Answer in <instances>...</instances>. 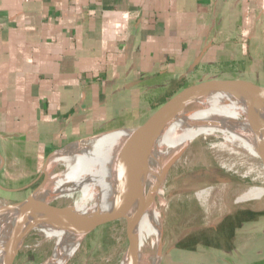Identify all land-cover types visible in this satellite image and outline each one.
I'll list each match as a JSON object with an SVG mask.
<instances>
[{
	"label": "crops",
	"instance_id": "0c3cea01",
	"mask_svg": "<svg viewBox=\"0 0 264 264\" xmlns=\"http://www.w3.org/2000/svg\"><path fill=\"white\" fill-rule=\"evenodd\" d=\"M212 78L264 86V0H0V192Z\"/></svg>",
	"mask_w": 264,
	"mask_h": 264
},
{
	"label": "bare ground",
	"instance_id": "6f19581e",
	"mask_svg": "<svg viewBox=\"0 0 264 264\" xmlns=\"http://www.w3.org/2000/svg\"><path fill=\"white\" fill-rule=\"evenodd\" d=\"M245 90V86L229 89L236 94ZM248 115L257 129L254 140ZM163 124L166 125L159 130L154 140L151 141L149 136L144 141L147 145L152 143L149 145L152 146L149 158L144 157L145 148L139 155L140 184L132 207V225L137 232V249L132 261L127 264L159 263V242L162 234L160 206L164 202L160 199L157 203L154 201L149 204V197L153 187L163 181L171 160L180 155L194 138H221L211 144L212 150L214 148L217 152L231 154L243 167L242 175L252 174V179L262 183L259 186L242 188L236 201L259 198L264 193V170L261 163L256 164L259 154L264 156V106L243 105L222 95L197 98L191 93L167 112ZM127 132V129L109 131L75 141L53 153L44 168L47 178L35 198L48 203L52 199H70L71 202L66 205L80 213L104 209L110 202L117 183L116 155ZM57 163L63 164L65 170L55 174L52 169ZM160 191L161 185L158 186L156 194ZM209 192L198 191L197 197L204 198ZM74 193L77 194L75 198L72 197ZM5 203H0V207ZM33 217L45 226L37 230L40 235L38 243L43 244L49 240L52 247L50 253L65 252L64 256L56 257L48 264H65L67 257L73 254L75 246L72 242L78 235L79 224L63 221L46 212H36ZM3 231L5 233L2 241L6 242L5 248H0V253L3 251L0 264H4L14 250L23 247V240L30 232L28 228H23L12 220L7 222V230Z\"/></svg>",
	"mask_w": 264,
	"mask_h": 264
},
{
	"label": "rangeland",
	"instance_id": "374dc122",
	"mask_svg": "<svg viewBox=\"0 0 264 264\" xmlns=\"http://www.w3.org/2000/svg\"><path fill=\"white\" fill-rule=\"evenodd\" d=\"M217 140L221 138H194L173 159L160 184L161 191L154 199L155 203L160 199L164 202L160 206L162 245L158 264H264V214L242 223L229 236L213 230L228 212H264V193L259 198L236 201L246 186L262 183L252 179V174L242 175L243 167L231 154L212 150L211 144ZM52 154L44 159L46 164ZM256 164H260L259 160ZM258 169L261 171L260 167ZM64 170L61 163L52 169L55 174ZM207 170H211V175L204 173ZM42 178L40 175L34 185L17 193L0 192V203L23 199ZM198 191L210 192L206 198H198ZM76 195L74 193L72 197ZM70 202V199L50 201L60 206ZM37 230H31L24 238L23 247L12 264H37L50 254V241L38 243L40 235ZM126 246L125 220L120 218L90 233L67 257L65 264H120Z\"/></svg>",
	"mask_w": 264,
	"mask_h": 264
},
{
	"label": "water",
	"instance_id": "95a60500",
	"mask_svg": "<svg viewBox=\"0 0 264 264\" xmlns=\"http://www.w3.org/2000/svg\"><path fill=\"white\" fill-rule=\"evenodd\" d=\"M235 86H245L246 90L239 94L230 92L229 89ZM191 93L195 94L197 98H207L209 96L222 95L228 96L229 98L238 101L243 105H255L257 107L264 106V86L248 80L236 78H212L184 86L183 88L176 91L173 95L168 97L155 110H153L142 123L133 128H127V135L124 141L122 142L120 148L118 149L116 155L115 164L118 170L117 183L113 191L112 198L104 209H94L87 213H80L72 210L69 205L60 206L42 200H37L35 198V195L39 191L46 178V173L44 169L46 165L45 161L40 172V175H42L43 177L42 180L23 199L5 203L0 207V248H5L4 246L6 241H2V237L5 233L3 230H7V222L9 220L21 224L23 228H28V230L30 231L44 228V224L33 217L36 212H46L58 217L63 221L78 223V235L76 239L72 242L75 246L74 250L77 248V246L82 240H84L90 233H92L100 226L110 221L124 218L127 246L125 253L120 260V264L130 263L137 249V232L134 231L132 225V207L139 191L140 152L142 149L145 148V151H143L144 157L148 156L149 158V156L151 155L150 150L152 149V146L149 145H152V143L147 145L144 144V141L149 136L151 141L154 140L159 130L166 125L163 123L167 112L175 108L180 99L184 98L185 96ZM248 118L250 119V123L253 128L252 133L254 134L251 133L253 139L254 137H257V129L254 121L249 115ZM152 132L154 133L152 134ZM151 136L154 137L151 139ZM60 150L61 149H58L51 153H55ZM259 157V161L262 164L264 170V156L259 154ZM1 158L2 157L0 155V159ZM172 161L173 159L171 160L167 169L170 167ZM222 179L224 181L228 180L226 178ZM159 184L160 182L153 187L149 197V204L154 202L156 190ZM0 187L2 186L0 185ZM26 188H28V186H25L19 190L22 191ZM161 245L162 241L160 240L159 250H161ZM18 251L19 249L14 250L12 254L8 257V259L4 261V264H12ZM2 255L3 251L2 253H0V256ZM64 255V251H61L58 254L50 253L44 260L37 264H48L52 262L53 259H56V257L58 258Z\"/></svg>",
	"mask_w": 264,
	"mask_h": 264
},
{
	"label": "trees",
	"instance_id": "16d2710c",
	"mask_svg": "<svg viewBox=\"0 0 264 264\" xmlns=\"http://www.w3.org/2000/svg\"><path fill=\"white\" fill-rule=\"evenodd\" d=\"M258 214H260V213L250 211V210L239 211L238 213H236L235 218H231V217L225 218L222 221V223L220 224L221 228L217 229L215 232L216 233L220 232V234H222V235L225 234L227 236L232 235L233 232L231 230L224 229V228H227L226 226H235V223L238 225V224H240V222L254 218ZM182 247H183V245H182Z\"/></svg>",
	"mask_w": 264,
	"mask_h": 264
},
{
	"label": "flooded vegetation",
	"instance_id": "af4514ba",
	"mask_svg": "<svg viewBox=\"0 0 264 264\" xmlns=\"http://www.w3.org/2000/svg\"><path fill=\"white\" fill-rule=\"evenodd\" d=\"M204 173H207V175H211V170H207V171H205ZM219 179V178H218ZM222 179V178H221ZM229 181V180H228ZM231 181V180H230ZM239 211H243V210H235L234 212H228L227 214H225L223 217H222V219L219 221V223L213 228V230H214V232L217 230V229H219V228H221L220 227V224L222 223V221L225 219V218H235V216H236V213H238ZM264 214V212H262L261 214H258V215H256L257 217L258 216H260V215H263ZM255 216V217H256ZM254 217V218H255ZM254 218H251V219H248V220H245V221H242V222H240V224H236L235 223V226H226L227 228H224V229H226V230H231L232 232H234L237 228H239L240 226H241V224L242 223H244V222H250V221H252V220H254ZM225 227V226H224Z\"/></svg>",
	"mask_w": 264,
	"mask_h": 264
}]
</instances>
